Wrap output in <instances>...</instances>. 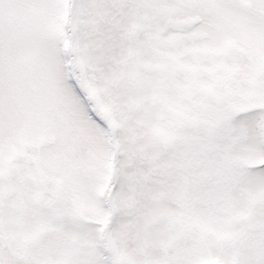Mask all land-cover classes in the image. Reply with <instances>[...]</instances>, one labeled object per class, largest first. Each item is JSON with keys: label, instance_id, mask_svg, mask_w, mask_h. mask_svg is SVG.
Wrapping results in <instances>:
<instances>
[{"label": "snow or ice", "instance_id": "1", "mask_svg": "<svg viewBox=\"0 0 264 264\" xmlns=\"http://www.w3.org/2000/svg\"><path fill=\"white\" fill-rule=\"evenodd\" d=\"M0 264H264V0H0Z\"/></svg>", "mask_w": 264, "mask_h": 264}]
</instances>
